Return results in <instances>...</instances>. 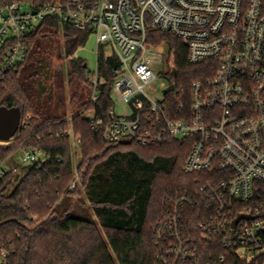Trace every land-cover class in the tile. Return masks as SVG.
Here are the masks:
<instances>
[{
    "label": "built area",
    "instance_id": "2783aa9c",
    "mask_svg": "<svg viewBox=\"0 0 264 264\" xmlns=\"http://www.w3.org/2000/svg\"><path fill=\"white\" fill-rule=\"evenodd\" d=\"M47 18H57L95 34L98 45L120 64L112 95L130 106L129 115L89 112L92 129L110 143L141 146L185 139L192 142L185 172L208 177L200 187L211 214L199 229L206 241L226 248L220 263L236 256L264 264V0H55L43 5L15 2L0 9V82L26 62L28 35ZM149 30L179 38L191 64L207 63L210 76L164 90L161 99L146 92L157 77L153 67L170 61L166 43L154 45ZM172 62L162 75L168 80ZM92 72L91 102L103 84ZM172 76L175 78L176 75ZM72 122V118L69 119ZM21 127H27L22 120ZM76 145L72 128L65 132ZM23 164L43 167L39 147L22 150ZM18 167H0V177ZM76 189V181L70 186ZM180 204L176 203V207ZM242 218L235 226L234 221ZM155 232L161 264H190L198 248L177 210L160 219ZM0 264H8L7 253Z\"/></svg>",
    "mask_w": 264,
    "mask_h": 264
},
{
    "label": "trees",
    "instance_id": "16d2710c",
    "mask_svg": "<svg viewBox=\"0 0 264 264\" xmlns=\"http://www.w3.org/2000/svg\"><path fill=\"white\" fill-rule=\"evenodd\" d=\"M53 1L0 0V9L15 2ZM89 36L57 18L45 19L25 41L26 62L0 82V107H19L27 124L11 140L0 142V167L19 168L18 174L0 177V255L7 253L8 264H161L155 226L177 210L198 248V257L190 264H221L223 242L206 241L199 229L212 212L200 190L208 177L184 170L192 142L110 143L85 117L91 110L106 116L114 108L112 87L120 64L115 54L100 47L97 63L103 84L97 102H91L92 72L76 56ZM147 39L169 46L176 68V77L169 73V81L190 85L210 76L207 63L191 64L185 45L171 33L149 30ZM8 49L5 46L0 55ZM63 54L68 57L70 84L75 77L81 80L72 103L82 100L84 86L91 90L72 115L64 109L65 74L54 72L53 85L40 82L52 57ZM70 128L80 139L76 145L65 135ZM29 147L44 151L48 160L43 167L17 163ZM75 181L76 189L71 190ZM229 264L252 262L236 256Z\"/></svg>",
    "mask_w": 264,
    "mask_h": 264
},
{
    "label": "rangeland",
    "instance_id": "374dc122",
    "mask_svg": "<svg viewBox=\"0 0 264 264\" xmlns=\"http://www.w3.org/2000/svg\"><path fill=\"white\" fill-rule=\"evenodd\" d=\"M65 40L61 37L60 38V46L63 48ZM97 50L98 45L96 41L95 34H90L87 42L81 48L76 51V56L80 57L85 60L87 65L88 71H94L97 67ZM172 59L168 62H163L162 64H157L153 67V70L156 72L157 77L156 79L146 88L147 94L152 99H161L164 93V90H168L169 88L174 86V82H170L169 80L165 79L162 73L169 68ZM48 72L43 73L40 77L41 84H46L47 86L53 85V75L54 72L58 71V74H65V81H66V101L64 104V109L67 114L72 115L73 111H76L81 106V101L86 100L90 97V88L83 87L82 89V100L73 102L75 94H77L76 86L81 84V80L78 78H74L72 84H70L69 79L67 77L68 74V57L63 54L62 58H58L55 55L52 57L49 66L47 67ZM51 75V76H50ZM114 102H115V111L118 115H129L131 113L130 106L127 103L120 101L116 94H113ZM87 117L92 116V113L89 112L86 114ZM1 142V141H0ZM78 158V154L76 155ZM19 164H22V160L20 156L17 158ZM14 164L15 166L17 165ZM20 166V165H19ZM21 167V166H20Z\"/></svg>",
    "mask_w": 264,
    "mask_h": 264
},
{
    "label": "water",
    "instance_id": "95a60500",
    "mask_svg": "<svg viewBox=\"0 0 264 264\" xmlns=\"http://www.w3.org/2000/svg\"><path fill=\"white\" fill-rule=\"evenodd\" d=\"M172 74L176 75V68L172 69ZM22 121V111L19 107H0V141L11 140L20 130ZM19 175L16 176L18 179ZM250 218L246 215L238 216L234 221V226L242 219Z\"/></svg>",
    "mask_w": 264,
    "mask_h": 264
}]
</instances>
